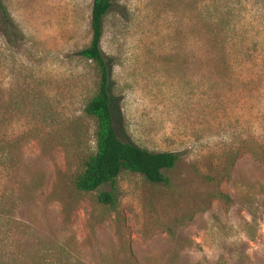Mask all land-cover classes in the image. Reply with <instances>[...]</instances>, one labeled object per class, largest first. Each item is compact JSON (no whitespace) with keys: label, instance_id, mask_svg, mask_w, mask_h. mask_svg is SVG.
<instances>
[{"label":"rangeland","instance_id":"1","mask_svg":"<svg viewBox=\"0 0 264 264\" xmlns=\"http://www.w3.org/2000/svg\"><path fill=\"white\" fill-rule=\"evenodd\" d=\"M94 0H1L0 264H264V0H114L104 19L120 138L179 155L169 184L123 171L75 188L96 152ZM113 193L116 204L98 202ZM80 260V261H79ZM80 262V263H78ZM67 264V263H66Z\"/></svg>","mask_w":264,"mask_h":264},{"label":"trees","instance_id":"2","mask_svg":"<svg viewBox=\"0 0 264 264\" xmlns=\"http://www.w3.org/2000/svg\"><path fill=\"white\" fill-rule=\"evenodd\" d=\"M114 0H94L91 15L92 40L90 45L79 55L97 66L100 84L98 92L87 103L85 112L96 120V152L84 162V170L76 177L75 188L80 193H91L106 185L116 183L123 171L141 174L153 184H169L170 179L164 174L166 170L175 169L179 162V155L168 152H152L133 143L123 141L115 125L111 97V76L109 64L102 51L104 34V19L113 8ZM4 28L7 35H17V29L2 6ZM264 160V154L262 155ZM98 202L104 206L113 207L116 198L113 193L102 192ZM16 207L3 208L0 212V230L6 227L7 222L14 221L17 227L19 222L15 218ZM24 258L19 260L21 264ZM69 254L56 250H41L32 264H69ZM80 261V260H79ZM80 263V262H78Z\"/></svg>","mask_w":264,"mask_h":264}]
</instances>
